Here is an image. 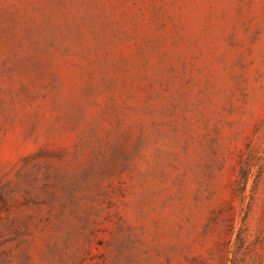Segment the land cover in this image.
Instances as JSON below:
<instances>
[{
	"label": "rangeland",
	"instance_id": "374dc122",
	"mask_svg": "<svg viewBox=\"0 0 264 264\" xmlns=\"http://www.w3.org/2000/svg\"><path fill=\"white\" fill-rule=\"evenodd\" d=\"M0 264H264V0H0Z\"/></svg>",
	"mask_w": 264,
	"mask_h": 264
}]
</instances>
